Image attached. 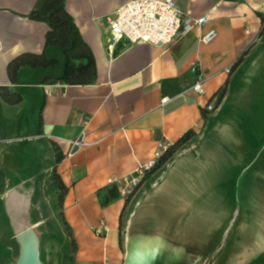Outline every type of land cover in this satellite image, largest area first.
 Returning a JSON list of instances; mask_svg holds the SVG:
<instances>
[{
    "label": "crops",
    "instance_id": "0c3cea01",
    "mask_svg": "<svg viewBox=\"0 0 264 264\" xmlns=\"http://www.w3.org/2000/svg\"><path fill=\"white\" fill-rule=\"evenodd\" d=\"M130 1H65L95 60L92 84L48 80L19 87V83L32 81L35 72L22 67L13 78L8 69L20 56L43 54L49 25L30 15L41 11L46 0H0V88L21 98L17 103L0 99V138L7 131L26 133L30 128L32 133L26 134L35 139L20 145L31 150L33 161L49 163L60 156L56 169L66 188L63 227L71 248L68 258L58 264H127L137 239L164 252L161 264L172 263L165 253L171 250L175 264L228 263L235 241L232 229L240 212L236 189L241 195L240 186L232 182H244L245 208H251L256 220H264V158L260 152L264 151V137L260 138L264 98L252 97L245 103V94L238 93L249 78L264 77V59L260 58L264 0H176L184 16H208L209 21L168 47L119 45L111 51L107 17ZM210 29L217 31V37L201 43ZM50 52L59 53L54 48ZM195 65L198 70L193 74ZM199 79L204 95L184 92ZM165 97L170 101L162 104ZM209 103L216 107L214 111L206 110ZM187 136L163 167L152 170L132 196L124 195L123 185L141 165L164 145H174ZM81 140L86 145L69 157V143ZM6 153V145L0 143V226L6 230L0 231L2 264L11 263L16 238L26 224L34 228L42 219L34 210L31 192L22 188L7 191V181L1 178ZM8 173L14 176L11 170ZM140 212L150 237L139 236L131 242L133 217ZM234 213V226L222 244L224 233L220 241V228L213 221L223 217L225 232ZM171 218H176L177 233L191 227L198 238L188 241L183 237L176 244L165 241L161 236L170 233ZM101 221L108 226L102 237L95 234ZM208 231L215 233L209 240L201 238L200 233ZM187 248L206 251L189 252Z\"/></svg>",
    "mask_w": 264,
    "mask_h": 264
},
{
    "label": "rangeland",
    "instance_id": "374dc122",
    "mask_svg": "<svg viewBox=\"0 0 264 264\" xmlns=\"http://www.w3.org/2000/svg\"><path fill=\"white\" fill-rule=\"evenodd\" d=\"M260 58L264 59V48L262 51V57ZM12 93L13 92H11L10 89L1 87L0 99L7 103H14L17 101V97ZM238 93L245 94V103L252 97L257 96L259 98H264V77L255 76L253 78H249L246 85L243 84L240 86ZM30 126L31 125H28V127ZM25 132L32 133L30 128H28ZM26 133L20 132V130H18L17 133L7 131L5 132V135H2L0 138V143H4L7 147V153L3 164L5 167L1 174V178L3 181H7L5 185L7 191L22 188L25 191L32 193L34 210L39 212L42 219L41 221H37L34 228L30 227L26 222L27 226H25L24 232L29 229L32 230L39 249V260H41L42 264H58L62 260H66L68 258V251L71 248V245L68 248L67 243L65 242L64 234L66 229L63 227L62 205L66 188L62 184L57 173L55 159L51 160L49 163L43 161H33L29 152L31 150L26 148V146L21 147V141H32L35 139L31 138V136ZM262 137H264L263 132L260 133V138ZM260 152L263 159V149ZM9 170L13 172L14 176L8 173ZM233 184L236 185V187L240 186L241 189V195H239V190L236 189L235 192V203L237 205L236 210L240 209V212L236 220L237 222L232 229L231 237H233L235 241L233 240L234 246L230 250L232 251L230 252L231 259L230 262L223 264H264V220H256L254 217L255 213L251 211V208H245L244 202L246 199L243 197L244 182H232V185ZM217 218L218 219L213 222H216V226L220 228L217 233L218 237H220L219 240L221 241V235L224 233L222 228H225L227 225L225 226L222 223L224 222L223 217L220 218V216H218ZM175 219L176 218H171L169 220L172 222V224L168 227L170 233H166L163 237L161 236V238L171 244H176L179 240L182 241L183 237H185L188 241H193L198 238L199 233L195 234L193 232V228L191 227H186L187 232L180 234L177 233L180 228L178 225L176 226ZM144 220L145 215L141 212L133 217L132 223L134 226L133 230L130 229V233H132L130 234L129 241L132 242L139 236L150 237V235H147L149 228L146 226ZM165 221H168V218L165 219ZM203 227L205 228V225H203ZM0 231L5 233L6 230L4 226H0ZM213 233H215V231L203 232L200 233V236L201 238L204 237L209 240L210 237L213 236ZM15 242L17 249L13 253L14 257L10 259V264H18V260L22 252L23 245L20 242L19 235L17 236ZM215 248L216 247H214L212 251L210 250L211 253L209 254H212ZM201 250L202 252L206 251V249L204 250L202 248H187V251L189 252L195 251L198 253ZM174 252L175 251L171 250L169 253L168 251L165 253L169 254L174 261ZM0 264H2L1 259ZM195 264H197V262H195Z\"/></svg>",
    "mask_w": 264,
    "mask_h": 264
},
{
    "label": "built area",
    "instance_id": "2783aa9c",
    "mask_svg": "<svg viewBox=\"0 0 264 264\" xmlns=\"http://www.w3.org/2000/svg\"><path fill=\"white\" fill-rule=\"evenodd\" d=\"M108 24L111 34V51L116 46H127L149 44L154 47H168L174 44L179 38L189 33L192 29H198L209 21V17L195 19L184 16L177 7L176 0H133L126 3L109 14ZM217 37V31L210 29L200 38L201 43H210ZM197 65L191 68V73L196 74ZM194 91L199 95H204L202 79L196 81L184 92ZM170 101L168 97L162 99V104ZM215 106L209 103L206 110H215ZM201 126L196 125V130H201ZM86 143L73 141L69 143L67 155L73 156L75 152L85 146ZM166 144L154 155L147 164L141 165L132 175L128 182L123 185L125 196H132L133 192L147 178V174L154 170L159 163L163 153L169 148ZM114 182V181H110ZM108 232V226L101 221L100 227L95 229V234L102 237Z\"/></svg>",
    "mask_w": 264,
    "mask_h": 264
},
{
    "label": "trees",
    "instance_id": "16d2710c",
    "mask_svg": "<svg viewBox=\"0 0 264 264\" xmlns=\"http://www.w3.org/2000/svg\"><path fill=\"white\" fill-rule=\"evenodd\" d=\"M65 1L46 0L41 11L30 15V18L34 20L47 23L49 31L46 34L45 50L41 56L23 55L10 64L8 70L13 78L18 75L22 67H28L36 74L35 78L29 83H19L21 85L19 87L44 84L48 80H55L69 85L92 84L94 81L97 67H95L92 51L80 35L74 20L68 14ZM51 48L56 49L59 52L58 55H53L50 52ZM241 60L242 58L239 59V63L235 65V68L239 66ZM19 90L22 94L21 88ZM16 97L17 103L21 98L19 94ZM187 139L188 136L176 144L170 145L159 159L156 168L163 167V164L174 156ZM59 157L56 158V162H59Z\"/></svg>",
    "mask_w": 264,
    "mask_h": 264
},
{
    "label": "water",
    "instance_id": "95a60500",
    "mask_svg": "<svg viewBox=\"0 0 264 264\" xmlns=\"http://www.w3.org/2000/svg\"><path fill=\"white\" fill-rule=\"evenodd\" d=\"M236 215H237V213L234 215L233 219L231 220V222L229 224L228 229L223 234L222 244H225L229 238L228 237L229 232L232 229V227L234 226ZM19 238H20V242L23 245V247H22V252H21L20 258L18 260V264H42L41 260H39V249H38V245L36 244V239H35V236H34L32 230L29 229L28 231L23 232L19 236ZM135 243L140 244V243H143V241L137 239V241H134V244ZM221 248L222 247H220L218 249V251ZM135 250H136V247L133 245L128 256L134 257L135 256ZM163 254H164L163 251H159V250L154 249V252H151L149 254L144 255L145 258L143 259L142 263L143 264H161L163 256H164ZM129 258L130 257H128L127 264H129ZM171 262H170L171 264H175V263H173V261H171ZM166 264H168V263H166Z\"/></svg>",
    "mask_w": 264,
    "mask_h": 264
},
{
    "label": "bare ground",
    "instance_id": "6f19581e",
    "mask_svg": "<svg viewBox=\"0 0 264 264\" xmlns=\"http://www.w3.org/2000/svg\"><path fill=\"white\" fill-rule=\"evenodd\" d=\"M134 246L136 247L135 256L134 257L128 256V257H130L129 258V264H143L142 261L145 258L144 255L149 254L151 252H154L152 245L149 246L147 244L146 240H143V243H140V244L135 243Z\"/></svg>",
    "mask_w": 264,
    "mask_h": 264
}]
</instances>
